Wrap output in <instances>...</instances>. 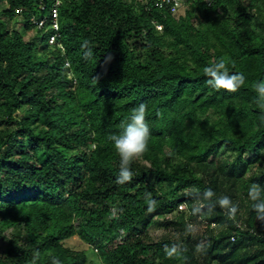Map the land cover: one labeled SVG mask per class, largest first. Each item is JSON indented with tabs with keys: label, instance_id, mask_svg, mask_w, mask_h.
Returning <instances> with one entry per match:
<instances>
[{
	"label": "trees",
	"instance_id": "obj_1",
	"mask_svg": "<svg viewBox=\"0 0 264 264\" xmlns=\"http://www.w3.org/2000/svg\"><path fill=\"white\" fill-rule=\"evenodd\" d=\"M221 57L247 77L237 92L206 82L203 68ZM257 81L264 0H187L176 13L157 0H0V264H88L89 248L100 264H264L248 198L252 183L264 187ZM140 103L148 151L119 185L109 136ZM193 187L231 197L235 222L218 204L192 216ZM189 222L201 233L185 236ZM176 241L185 251L168 258Z\"/></svg>",
	"mask_w": 264,
	"mask_h": 264
},
{
	"label": "clouds",
	"instance_id": "obj_2",
	"mask_svg": "<svg viewBox=\"0 0 264 264\" xmlns=\"http://www.w3.org/2000/svg\"><path fill=\"white\" fill-rule=\"evenodd\" d=\"M160 29V28H159ZM84 60H91L93 46L91 41L85 40L81 44ZM113 55L108 53L104 56L103 65L107 66L113 59ZM100 63V62H99ZM230 61L224 57L219 58L215 62L203 68V73L207 77V84L216 90H225L227 92H237L246 83L247 77L243 72H230ZM232 67H235L233 64ZM99 79V76L95 77ZM251 87L258 94L254 98V102L258 108L264 112V81L254 82ZM148 106L145 103H140L131 110L130 116L122 122L121 129L118 133H112L109 136L113 143L114 149L119 156V172L116 177V183L123 185L130 183L133 180L134 172L132 171V163L143 156L148 151V144L151 135L150 127L147 121ZM264 122V115L260 116ZM186 194L192 196L194 204L191 209L192 216H203L205 209L212 211L218 204L225 210V215L229 220L235 222L239 205L234 203L231 197L227 195L216 196V193L211 188L204 189L203 193L198 188L193 187L191 190H186ZM215 201L213 203V198ZM248 198L253 201V209L256 213V219L264 223V187L258 183H252L248 189ZM148 203V210L153 211L156 201L148 194L145 197ZM183 207V205H181ZM199 229L194 223H187L185 227V236H195ZM208 242L201 240L195 246L197 254H206ZM185 251L181 242H173L170 246H165V253L168 258L182 256ZM39 250L33 253V260L39 259ZM186 259V258H185ZM51 264H62L58 257H53Z\"/></svg>",
	"mask_w": 264,
	"mask_h": 264
},
{
	"label": "rangeland",
	"instance_id": "obj_3",
	"mask_svg": "<svg viewBox=\"0 0 264 264\" xmlns=\"http://www.w3.org/2000/svg\"><path fill=\"white\" fill-rule=\"evenodd\" d=\"M184 208H185V205H183ZM181 208V206H180ZM205 224V222H203ZM195 225H197L195 223ZM199 231L201 233L202 231V226L201 225H197ZM163 232H165L164 229L162 228H153L151 230V233H152V236L155 237V238H158ZM68 245L70 246H73V247H76V248H83L85 247L86 245L80 240L78 239L77 237H73L72 239L68 240ZM87 255L89 257V260L90 262L88 264H100V258L99 256L97 255V253L94 252V250L92 248H89L87 250Z\"/></svg>",
	"mask_w": 264,
	"mask_h": 264
},
{
	"label": "built area",
	"instance_id": "obj_4",
	"mask_svg": "<svg viewBox=\"0 0 264 264\" xmlns=\"http://www.w3.org/2000/svg\"><path fill=\"white\" fill-rule=\"evenodd\" d=\"M187 0H157V5L159 7H164L165 5H168L171 7L172 12H177L179 9H182L185 7V3ZM54 16H56V10L54 11ZM54 27L58 29V23H54ZM158 28H162V26H158ZM54 40V37L52 38Z\"/></svg>",
	"mask_w": 264,
	"mask_h": 264
}]
</instances>
